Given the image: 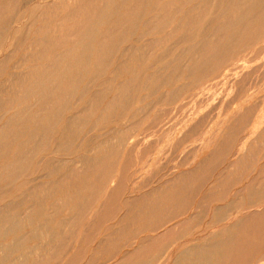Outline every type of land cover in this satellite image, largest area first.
Wrapping results in <instances>:
<instances>
[{
  "label": "rangeland",
  "instance_id": "rangeland-1",
  "mask_svg": "<svg viewBox=\"0 0 264 264\" xmlns=\"http://www.w3.org/2000/svg\"><path fill=\"white\" fill-rule=\"evenodd\" d=\"M104 1L0 0V21L2 20L0 22V58L3 59H0V62H3L1 64L3 66L0 68V82L3 81L2 84L0 83V87L2 86L0 88L2 103L0 126L3 120L15 111L20 113L23 109H28L29 112L34 113L38 110L36 92L27 96L20 93H22V88L35 86L39 81L42 82L43 87L48 88L49 86L54 91L50 99V104H53L52 111H57L56 108L61 107L59 117H54L50 114L51 110H46L36 114L37 117L39 116L36 117V122L31 119L27 120L20 127V129H24L21 135L15 140L3 143L0 148V207L7 204L6 202L14 203L16 201L15 207L13 206L10 213L15 215L17 223L16 228L9 231L8 224L5 221L0 222L5 226L3 227L5 234L0 237V249L2 252L4 251L3 253L0 251L3 254V256L0 254V264H185L186 260L181 258L183 255L181 252L190 245L199 244V242L207 251L186 256L209 255L212 257L211 264H221L223 260L225 264H264V1L256 5L253 17L246 16L243 19L239 16V10L248 3L238 4L235 0L233 5L228 4L230 8L228 14L220 21L232 18L231 20L235 23L230 29L225 28L221 33L218 32L220 37L218 36L217 43H214L216 35L211 34L210 31H204V25L208 21L216 22L212 21L209 10L202 9L204 0H151L149 4L129 1L124 7H120L118 15H113L108 23L92 25L91 29L96 33L95 43L89 45L78 43L75 31L77 29L86 30L87 18L91 17L95 9L102 8L105 4ZM47 2L48 5H46ZM50 2L55 3L52 8H50ZM47 6L49 8H45ZM191 7L192 9H190ZM49 11H52V14ZM42 14L43 18L46 17L45 19L41 18ZM157 14L159 15L157 16ZM136 18H140L139 21ZM149 21H153V25ZM2 24L8 30L5 28L3 30ZM24 27L26 28L24 29ZM189 27L194 28L190 30ZM10 28L11 33L9 32ZM107 29L111 33L110 35L104 34ZM193 30L195 31L193 32ZM107 36L112 37V44H108L110 38ZM36 37L39 39L37 40ZM30 38L32 39L30 40ZM162 38L164 39L161 42ZM201 38L205 39L200 40ZM34 39L36 40L33 44ZM157 39L159 41H156ZM100 41L103 43L97 44ZM195 43H198L200 47ZM29 44L31 49H29ZM174 46L176 47L174 48ZM14 48L15 52L10 51ZM123 49H127L126 52ZM133 52L135 53L132 54ZM142 52L143 54H141ZM207 54L210 57H207ZM63 57L65 58L63 59ZM206 57L209 59L208 62L205 60ZM240 57L249 60L246 63L243 62L246 66H243L242 62H240L241 64L235 63L236 59ZM192 59L196 62L195 64L192 63ZM12 60L15 61L12 62ZM17 61L19 62L17 63ZM203 62L205 63L203 64ZM43 64L44 66H42ZM29 66H33V68L30 69ZM173 66L174 68H172ZM206 67H208L207 70ZM193 69L196 72H193ZM224 69H230L229 75L226 78L214 79ZM19 71H23L21 87L11 82V75H21ZM56 71L58 72L56 73ZM89 72L91 73L89 74ZM185 75H187L186 78ZM3 78L6 81L9 79L7 81L9 83ZM146 81L147 83H145ZM211 83L215 84L210 90L214 94L211 96L214 100L206 99L208 94H205L202 101L191 97L199 87ZM121 84L125 86H121ZM57 91L59 93L62 91L60 96L55 94ZM160 95L162 96L160 97ZM22 97L26 98L23 100ZM190 97L192 99L188 101ZM90 98L91 100H89ZM238 105L244 107L252 105L255 106V110L248 115L249 117L237 119L239 114L235 108ZM69 107L71 108L69 109ZM6 111L8 112L6 113ZM74 114L76 115V124L67 127L68 118ZM202 119L204 121L198 124ZM233 120L235 124L232 125ZM229 126L233 127L232 130ZM63 127L67 128L64 132L62 131ZM33 128H35L32 135L34 137H29L27 132ZM129 138H137L138 143H128ZM222 138L224 141H221ZM117 140H123V143L119 149L113 150L112 145L117 143ZM20 141L22 142L20 143ZM97 143L100 145L98 146ZM76 157H79L78 161ZM40 160L42 163H39ZM9 164H11L10 167H14L13 170H8ZM39 166L42 168L39 169ZM53 166L56 167V170L51 171ZM64 166L70 170L63 168ZM72 171H76L77 174L82 173L83 182L79 181L78 176ZM184 171L190 173V176L185 178L187 181H182L178 186L176 196L172 199L166 197L161 199L159 190L166 188L167 180ZM63 176L65 178H62ZM111 180H113L114 186H110ZM7 183L9 186L6 185ZM85 183L92 185L91 191L84 187ZM31 187L34 189L32 195L25 194L26 190ZM248 191H251L252 194ZM165 192L168 190L166 189ZM140 207L141 209H139ZM153 207L155 208L153 209ZM186 207L193 209L192 217L188 222L180 221L182 220L180 213ZM254 211L257 214H253ZM156 221H159L160 224ZM149 230L151 231L149 232ZM16 238L19 240L15 241ZM33 241L35 244L30 245L34 243ZM127 242L128 244H126ZM4 244L8 245L4 246ZM174 245L176 246L174 247ZM30 246L33 247L30 248ZM221 255L223 256L221 257ZM172 259L174 260L172 261Z\"/></svg>",
  "mask_w": 264,
  "mask_h": 264
},
{
  "label": "bare ground",
  "instance_id": "bare-ground-1",
  "mask_svg": "<svg viewBox=\"0 0 264 264\" xmlns=\"http://www.w3.org/2000/svg\"><path fill=\"white\" fill-rule=\"evenodd\" d=\"M61 1V0H60ZM65 1V0H64ZM78 1H80V0H78ZM83 1V0H82ZM129 1H131V2H140V4H142V3H146V4H149L150 3V1L151 0H105L104 2H105V4H104V6L102 7V8H97V9H95L93 12H92V14H91V17H88L87 18V21H86V23H85V26H86V30H82V29H77L76 31H75V33H76V35H77V42L78 43H80V44H85V45H89V44H92V43H95V32H93L92 31V29H91V27H92V25H94L95 23H108L110 20H111V18L113 17V15H118L117 13H119V9H120V7L122 6V7H124ZM155 1V0H154ZM172 1V0H171ZM203 1V0H202ZM223 0H204V5H203V7H202V9H204V11L205 10H209V13H210V15H211V18H212V21H216L215 23H211L210 21H208L205 25H204V31L206 32V31H210V33L212 34H214V35H216V38H215V41H214V43H217V41H218V39H219V35H218V32H222L223 31V29H230L231 27H233V24L235 23V21H234V23H233V21L231 20V19H227V21H220V19L222 18V17H224L226 14H228V9H230L229 8V5L228 4H231V5H233L234 4V2H235V0H224L223 2H222ZM264 0H237V2H238V4H240V3H243V2H247L248 4H246L245 6H244V8H241L239 11H240V14H239V16L241 17V19H243L244 17H246V16H251V17H253V13H254V9H255V7H257L256 5L258 4V3H262ZM20 2V1H19ZM32 2V1H31ZM56 2V1H55ZM58 2V1H57ZM71 2V1H70ZM69 2V3H70ZM26 3V2H25ZM27 3H28V1H27ZM61 3V2H60ZM168 3H169V1H168ZM40 4H41V2H40ZM42 4H44V3H42ZM46 4V3H45ZM49 4H51V7L50 8H52L53 7V4H55V3H53L52 4V2H50ZM57 4V3H56ZM63 4V3H62ZM61 4V5H62ZM65 4V3H64ZM74 4V3H73ZM82 4V3H81ZM167 4V3H166ZM196 4V3H195ZM39 5V4H38ZM46 5H48V2H47V4ZM165 5V4H164ZM198 5V4H197ZM8 6H10V5H8ZM40 6H42V5H40ZM43 6H45V5H43ZM59 6V5H58ZM150 6V5H149ZM194 6V5H193ZM16 7H18V6H16ZM21 7V6H20ZM56 7V6H55ZM60 7V6H59ZM157 7V6H156ZM197 7V6H196ZM45 8H49V6H47V7H45ZM61 8V7H60ZM59 8V9H60ZM152 8V7H151ZM154 8V7H153ZM158 8V7H157ZM172 8V7H171ZM17 9V8H16ZM41 9V8H40ZM129 9V8H128ZM127 9V10H128ZM162 9V8H161ZM190 9H192V7L190 8ZM48 10V9H47ZM57 10H58V8H57ZM56 10V11H57ZM69 10V9H68ZM67 10V11H68ZM130 10V9H129ZM128 10V11H129ZM158 10H160V9H158ZM166 10V9H165ZM173 10V9H172ZM195 10H197V9H195ZM198 10H199V8H198ZM10 11V10H9ZM17 11V10H16ZM24 11V10H23ZM44 11V10H43ZM42 11V12H43ZM52 11H53V9H52ZM52 11H49L50 13L52 12ZM151 11V10H150ZM149 11V12H150ZM162 11V10H161ZM160 11V12H161ZM176 11V10H175ZM190 11V10H189ZM203 11V12H204ZM25 12V11H24ZM31 12V11H30ZM29 12V13H30ZM41 12V11H40ZM64 12V11H63ZM140 12V11H139ZM146 12V11H145ZM193 12V11H192ZM263 12V11H262ZM28 13V14H29ZM148 13V12H147ZM151 13H152V11H151ZM150 13V14H151ZM264 13V12H263ZM262 13V14H263ZM27 14V13H26ZM52 14V13H51ZM54 14V13H53ZM149 14V15H150ZM161 14V13H160ZM196 14V13H195ZM40 15V14H39ZM47 15V13L45 14V16ZM65 15H66V13H65ZM78 15V14H77ZM145 15V14H144ZM156 15V14H155ZM155 15H154V17H155ZM159 14H157V16H158ZM184 15V14H183ZM193 15V14H192ZM15 16H17L16 14H15ZM42 17L41 18H43V14L41 15ZM50 16V15H49ZM146 16V15H145ZM259 16H261V15H259ZM4 17V16H3ZM140 17V16H139ZM16 18V17H15ZM15 18H13V19H15ZM46 18V17H45ZM45 18H43V19H45ZM143 18V17H142ZM141 18V19H142ZM148 18V17H147ZM151 18V17H150ZM188 18V17H187ZM2 19V18H1ZM12 19V18H11ZM54 19V18H53ZM118 19H121V17H118ZM135 19V18H134ZM137 19V18H136ZM140 19V18H139ZM139 19H137L138 21H139ZM181 19H182V17H181ZM195 19V18H194ZM40 20V19H39ZM47 20H48V17H47ZM51 20V19H50ZM234 20V19H233ZM2 21V20H1ZM0 21V22H1ZM9 21H10V19H9ZM35 21V20H34ZM43 21V20H42ZM51 21H53V20H51ZM57 21V20H56ZM60 21V20H59ZM66 21V20H65ZM70 21V20H69ZM78 21V20H77ZM83 21V20H82ZM85 21V20H84ZM143 21V20H142ZM160 21H161V19H160ZM183 21V20H182ZM6 22V21H5ZM14 22V21H13ZM25 22V21H24ZM38 22V21H37ZM46 22V21H45ZM49 22V21H48ZM58 22V21H57ZM56 22V23H57ZM76 22V21H75ZM133 22V21H132ZM149 22H151V24H152V22L153 21H149ZM163 22V21H162ZM180 22H181V20H180ZM186 22H189V21H187L186 20ZM191 22V21H190ZM3 23H4V20H3ZM7 23H8V21H7ZM6 23V24H7ZM71 24H72V22H70ZM144 23H146V22H144ZM196 23V22H195ZM10 24V23H9ZM13 24V23H12ZM48 24V23H47ZM73 24H74V22H73ZM98 24V25H99ZM156 24V23H155ZM177 24H179V23H177ZM186 24V23H185ZM237 24V23H236ZM33 25V24H32ZM31 25V26H32ZM68 25V24H67ZM102 25V24H101ZM100 25V26H101ZM153 25V24H152ZM182 25V24H181ZM196 25V24H195ZM4 25L2 24V28H3V30H4V28L5 27H3ZM21 26V25H20ZM23 26H25V25H23ZM30 26V27H31ZM61 26V25H60ZM69 26V25H68ZM67 26V27H68ZM94 26H96V25H94ZM141 26V25H140ZM145 26H146V24H145ZM183 26V25H182ZM192 26V25H191ZM194 26V25H193ZM1 27V26H0ZM11 27V26H10ZM14 27V26H13ZM27 27V26H26ZM26 27H24V29L26 28ZM42 27V26H41ZM44 27V26H43ZM47 27V26H46ZM102 27V26H101ZM106 27V26H105ZM126 27V26H125ZM142 27V26H141ZM166 27V26H165ZM178 27V26H177ZM17 28H19L18 26H17ZM32 28H34V27H32ZM39 28H40V26H39ZM48 28V27H47ZM63 28V27H62ZM104 28V27H103ZM148 28V27H147ZM157 28V27H156ZM174 28V27H173ZM176 28V27H175ZM184 28V27H183ZM187 28V27H186ZM190 28V27H189ZM194 28V27H193ZM193 28H190V30L191 29H193ZM16 29V28H15ZM29 29V28H28ZM44 29H45V27H44ZM43 29V30H44ZM64 29V28H63ZM94 29V28H93ZM131 29V28H130ZM154 29V28H153ZM162 29V28H161ZM172 29V28H171ZM188 29V28H187ZM5 30H8V29H6L5 28ZM20 30H21V28H20ZM33 30V29H32ZM31 30V31H32ZM43 30H42V32H43ZM49 30H51V29H49ZM97 30V29H96ZM100 30V29H99ZM103 30V29H102ZM23 31V30H22ZM25 31V30H24ZM69 31V30H68ZM98 31V30H97ZM109 30L107 29L105 32H104V34L105 35H110L111 33L110 32H108ZM160 31V30H159ZM174 31V30H173ZM172 31V32H173ZM180 31V30H179ZM195 30H193V32H194ZM10 33H11V28H10V31H9ZM36 32H37V30H36ZM100 32H102V31H100ZM125 32V31H124ZM171 32V33H172ZM192 32V33H193ZM237 32V31H236ZM6 33V32H5ZM22 33V32H21ZM35 33V31L33 32V34ZM38 33V32H37ZM157 33V32H156ZM185 33V32H184ZM183 33V34H184ZM219 33V34H220ZM28 34H29V32H28ZM27 34V35H28ZM72 34V33H71ZM143 35L145 34V33H142ZM147 34V33H146ZM186 34V33H185ZM1 35H2V32H1ZM10 36H11V34H9ZM26 35V34H25ZM30 35V34H29ZM43 35H45V34H43ZM43 35H41L42 36V38H43ZM53 35V34H52ZM168 35H169V33H168ZM194 35V34H193ZM208 35H210V34H208ZM207 35V36H208ZM3 36V35H2ZM9 36V37H10ZM20 36V35H19ZM35 36V35H34ZM46 36V35H45ZM44 36V37H45ZM63 36V35H62ZM165 36V35H164ZM170 36V35H169ZM204 36V35H203ZM219 36V37H218ZM29 37V36H28ZM28 37H27V39H28ZM32 37V36H31ZM37 37H38V35H37ZM36 37V38H37ZM107 37H109L110 39H109V42H108V44H112V42H113V40H112V37L111 36H107ZM142 37V36H141ZM144 37V36H143ZM142 37V38H143ZM171 37V36H170ZM25 38V37H24ZM33 38V37H32ZM32 38H30V40L32 39ZM35 38V37H34ZM41 38V39H42ZM47 38V37H46ZM106 38V37H105ZM165 38V37H164ZM164 38H162L160 41L162 42V40L164 39ZM179 38V37H178ZM241 38V37H240ZM8 39V38H7ZM27 39H24V40H27ZM39 38H37V40H38ZM56 39V38H55ZM138 40L140 39V38H137ZM136 39V40H137ZM177 39V38H176ZM197 39V38H196ZM202 39H205V38H201L200 40H202ZM209 39V38H208ZM250 39V38H249ZM15 40V39H14ZM29 40V39H28ZM27 40V41H28ZM36 39H34L32 42H33V44L35 43L34 41H35ZM43 40V39H42ZM46 40V39H45ZM49 40V39H48ZM137 40V41H138ZM143 40V39H142ZM141 40V41H142ZM214 40V39H213ZM1 41V40H0ZM8 41V40H7ZM41 41V40H40ZM52 41V40H51ZM55 41V40H54ZM61 41V40H60ZM148 41H150V40H148ZM154 41V40H153ZM156 41H159L158 39L156 40ZM206 41V40H205ZM221 41H222V39H221ZM241 41V40H240ZM22 42H23V40H22ZM21 42V43H22ZM31 42V43H32ZM37 42V41H36ZM41 42H43V41H41ZM76 42V43H77ZM139 42V41H138ZM160 42V43H161ZM196 42V41H195ZM208 42V41H207ZM226 42V41H225ZM6 43V42H5ZM16 43V42H15ZM38 43H39V41H38ZM59 43V42H58ZM61 43H62V41H61ZM73 43V42H72ZM103 43V41H100L99 43H97V44H102ZM106 43V42H105ZM140 43V42H139ZM151 43V42H150ZM149 43V44H150ZM173 43V42H172ZM200 43V42H199ZM22 44H26V43H22ZM33 44H31V45H33ZM152 44V43H151ZM179 44H180V42H179ZM197 46H199L200 47V45H198V43H195ZM194 44V45H195ZM204 44V43H203ZM18 45L20 46L21 44L20 43H18ZM37 45V44H36ZM42 45V44H41ZM40 45V46H41ZM143 45V44H142ZM142 45H141V48H142ZM144 45H146V43H144ZM155 45V44H154ZM158 45V44H157ZM160 45H162V44H160ZM4 46V45H3ZM14 46V45H13ZM24 46V45H23ZM39 46V45H38ZM39 46V47H40ZM58 46V45H57ZM69 46V45H68ZM76 46V45H75ZM134 46V45H133ZM136 46V45H135ZM134 46V47H135ZM149 46V45H148ZM190 46V45H189ZM205 46V45H204ZM210 46V45H209ZM237 46V45H236ZM21 47H22V45H21ZM46 47V46H45ZM73 47H74V45H73ZM77 47H78V45H77ZM81 47V46H80ZM104 47H106V46H104ZM176 46H174V48H175ZM183 47V46H182ZM192 47H194V46H192ZM191 47V48H192ZM202 47V46H201ZM38 48V47H37ZM42 48V47H41ZM44 48V47H43ZM56 48V47H55ZM67 48H69V47H67ZM92 48V47H91ZM129 48V47H128ZM141 48H139L140 50H141ZM172 48V47H171ZM185 48H187L186 46H185ZM204 48V47H203ZM219 48H221V47H219ZM7 49V48H6ZM5 49V50H6ZM17 49H19V48H17ZM22 49V48H21ZM21 49H19V50H21ZM25 49V48H24ZM27 49V48H26ZM29 49H31L30 48V44H29ZM36 49V48H35ZM51 49V48H50ZM53 49V48H52ZM86 49V48H85ZM193 49V48H192ZM196 49V48H195ZM198 49V48H197ZM15 50V48L13 49V50H10V51H14ZM44 50V49H43ZM46 50V49H45ZM60 50V49H59ZM65 50V49H64ZM72 50H75V49H72ZM72 50H70L71 52H72ZM77 50H79V49H77ZM125 50H127V49H125ZM124 49H123V51H125ZM131 50V49H130ZM135 51L137 50L136 48L134 49ZM183 50V49H182ZM186 50H188V49H186ZM200 50V49H199ZM224 50V49H223ZM223 50H222V52H223ZM50 51V50H49ZM53 51V50H52ZM69 51V50H68ZM76 51V50H75ZM92 51H93V49H92ZM98 51V50H97ZM112 51V50H111ZM144 51H146V50H144ZM184 51H185V49H184ZM194 51V50H193ZM214 51V50H213ZM15 52V51H14ZM36 52V51H35ZM43 52V51H42ZM47 52V51H46ZM117 52V51H116ZM126 52V51H125ZM138 52V51H137ZM196 52V51H195ZM231 52V51H230ZM9 53V52H8ZM26 53H29V52H26ZM25 53V54H26ZM45 53V52H44ZM59 54H60V52H58ZM80 53V52H79ZM99 53H100V51H99ZM131 53V52H130ZM135 52H133L132 54H134ZM172 53V52H171ZM188 53V52H187ZM217 53H218V51H217ZM10 54V53H9ZM16 54V53H15ZM21 54V53H20ZM53 54H54V52H53ZM78 54V53H77ZM110 54H112V53H110ZM115 54V53H114ZM122 54V53H121ZM141 54H143V52L141 53ZM165 54V53H164ZM180 54V53H179ZM182 54V53H181ZM193 54V53H192ZM202 54H204V53H202ZM12 55V54H11ZM22 55V54H21ZM27 55V54H26ZM41 55H43L42 53H41ZM48 55V54H47ZM46 55V56H47ZM50 55H52V54H50ZM57 55V54H56ZM55 55V56H56ZM61 55V54H60ZM89 55H91V54H89ZM129 55V54H128ZM127 55V56H128ZM165 55H167V54H165ZM189 55V54H188ZM212 55H214V53H212ZM6 56H8V55H6ZM10 56V55H9ZM8 56V57H9ZM19 56V55H18ZM28 56V55H27ZM30 56V55H29ZM43 56H45V55H43ZM55 56H54V58H55ZM63 56V55H62ZM70 56V55H69ZM93 56H94V54H93ZM120 56V55H119ZM118 56V57H119ZM132 56V55H131ZM135 56H137V55H135ZM140 56V55H139ZM162 56V55H161ZM172 56V55H171ZM184 56H186V55H184ZM193 56V55H192ZM196 56H197V54H196ZM199 56V55H198ZM220 56V55H219ZM222 56V55H221ZM5 57V56H4ZM11 57V56H10ZM51 57V56H50ZM60 57V56H59ZM79 57V56H78ZM100 57V56H99ZM160 57V56H159ZM159 57H157V58H159ZM188 57H190V56H188ZM207 57H210V55H208L207 54ZM206 57V58H207ZM21 58V57H20ZM23 58V57H22ZM65 57H63V59H64ZM92 58V57H91ZM90 58V59H91ZM137 58V57H136ZM143 58H145V57H143ZM194 58V57H193ZM198 58V57H197ZM1 59V58H0ZM12 59V58H11ZM51 59V58H50ZM52 59H53V57H52ZM93 59V58H92ZM129 59V58H128ZM169 59V58H168ZM188 59V58H187ZM204 59V58H203ZM211 59V58H210ZM216 59V58H215ZM220 59V58H219ZM1 60H3V59H1ZM6 60V59H5ZM17 60H19V59H17ZM22 60H24V59H22ZM32 60V59H31ZM43 60V59H42ZM53 60H55V59H53ZM73 60V59H72ZM89 60V59H88ZM172 60V59H171ZM189 60V59H188ZM193 60V59H192ZM197 60V59H196ZM206 61L207 60H209L208 58L207 59H205ZM7 61H9V60H7ZM13 61H15V60H12V62ZM20 61V60H19ZM19 61H17V63L19 62ZM29 61V60H28ZM44 61V60H43ZM49 61V60H48ZM91 61V60H90ZM90 61H88L89 62V64H90ZM126 61V60H125ZM130 61V60H129ZM183 61H184V59H183ZM190 61H191V59H190ZM204 61V60H203ZM214 61V60H213ZM249 60L247 59V58H245V57H240V58H237L236 59V62L235 63H240V62H244V63H246V62H248ZM51 62H53V61H51ZM72 62V61H71ZM81 62V61H80ZM83 62H84V60H83ZM93 62V61H92ZM166 62V61H165ZM169 62V61H168ZM172 62H174V61H172ZM186 62V61H185ZM202 62V61H201ZM208 62V61H207ZM219 62H223V61H219ZM3 62L1 61L0 62V68H1V66H3V65H1ZM8 63V62H7ZM16 63V64H17ZM29 63V62H28ZM32 63V62H31ZM35 63V62H34ZM37 63V62H36ZM79 63V62H78ZM106 63V62H105ZM119 63L121 64V61H119ZM118 63V64H119ZM124 63V62H123ZM128 63V62H127ZM190 63V62H189ZM192 63L193 64H195L196 62L193 60L192 61ZM205 62H203V64H204ZM213 63V62H212ZM216 63V62H215ZM244 63H243V66H246V65H244ZM14 64V63H13ZM26 64V63H25ZM39 64V63H38ZM47 64V63H46ZM53 64V63H52ZM67 64V63H66ZM85 64V63H84ZM179 64H181V63H179ZM186 64V63H185ZM200 64V63H199ZM220 64V63H219ZM241 64V63H240ZM15 65V64H14ZM29 65V64H28ZM31 65V64H30ZM40 65V64H39ZM75 65V64H74ZM86 65V64H85ZM91 65V64H90ZM123 65V64H122ZM157 65V64H156ZM182 65V64H181ZM187 65V64H186ZM192 65V64H191ZM198 65V64H197ZM211 65V64H210ZM234 65V64H233ZM6 66V65H5ZM4 66V67H5ZM10 66V65H9ZM13 66V65H12ZM11 66V67H12ZM42 66H44V64L42 65ZM47 66V65H46ZM67 66V65H66ZM79 66V65H78ZM77 66V67H78ZM128 66V65H127ZM126 66V67H127ZM167 66V65H166ZM176 66V65H175ZM189 66V65H188ZM193 66H196V65H193ZM206 66H207V63H206ZM214 66V65H213ZM19 67V66H18ZM30 67V69L31 68H33V66L31 67V66H29ZM36 67V66H35ZM63 67V66H62ZM72 67V66H71ZM92 67V66H91ZM103 67V66H102ZM101 67V68H102ZM155 67H157V66H155ZM169 67V66H168ZM167 67V68H168ZM183 67V66H182ZM190 67V66H189ZM6 68H8V67H6ZM26 68V67H25ZM24 68V69H25ZM28 68V67H27ZM26 68V69H27ZM60 68V67H59ZM64 68V67H63ZM62 68V69H63ZM70 68V67H69ZM87 68V67H86ZM96 68V67H95ZM98 68V67H97ZM124 68V67H123ZM172 68H174V66L172 67ZM186 68H187V66H186ZM197 67H195V69H196ZM199 68H201V67H199ZM198 68V69H199ZM207 68L208 67H206L205 69L207 70ZM13 69V68H12ZM18 69V68H17ZM25 69V70H26ZM35 69V68H34ZM33 69V70H34ZM61 69V70H62ZM79 69V68H78ZM82 69V68H81ZM83 69H85V68H83ZM82 69V70H83ZM90 69H92V68H90ZM90 69H87V70H90ZM159 69H161V68H159ZM204 69V68H203ZM2 70V69H1ZM7 71H8V69H6ZM71 70V69H70ZM76 70V69H75ZM87 70H86V72H87ZM98 70H99V68H98ZM163 70V69H162ZM174 70V69H173ZM179 70V69H178ZM197 70V69H196ZM3 71V70H2ZM13 71V70H12ZM30 71V70H29ZM97 71V70H96ZM100 71V70H99ZM103 71V70H102ZM166 71V70H165ZM193 72H196V71H194V69L192 70ZM200 71V70H199ZM209 71V70H208ZM6 72V71H5ZM9 72V71H8ZM11 72V71H10ZM13 72H15V71H13ZM19 72H21V75H17V74H15V73H13V74H15V75H11L10 73H8V74H10L11 75V82H13V84H15V85H17V86H20L21 87V84L23 85V81H21V76H22V72L23 71H19ZM26 72V71H25ZM58 71H56V73H57ZM61 72V71H60ZM59 72V73H60ZM69 72V71H68ZM71 72V71H70ZM95 72V71H94ZM174 72V71H173ZM183 72H185V71H183ZM229 72H230V69H224V70H222L214 79H216V78H218V77H222V78H226L228 75H229ZM2 73V72H1ZM53 73V72H52ZM67 73V72H66ZM91 72H89V74H90ZM165 73V72H164ZM169 73V72H168ZM167 73V74H168ZM5 74V73H4ZM7 74V73H6ZM42 74V73H41ZM54 74V73H53ZM76 74V73H75ZM88 74V75H89ZM114 74V73H113ZM133 74V73H132ZM163 74V73H162ZM162 74H160V75H162ZM182 74V73H181ZM185 74V73H184ZM193 74H195V73H193ZM38 75V74H37ZM96 75V74H95ZM72 76V75H71ZM83 76V75H82ZM101 76V75H100ZM134 76V75H133ZM148 76H150V75H148ZM157 76H159V75H157ZM166 76V75H165ZM184 76V75H183ZM186 76L187 75H185V78H186ZM190 76H193V75H190ZM4 77V76H3ZM9 77V76H8ZM68 77H70V76H68ZM116 77V76H115ZM114 77V78H115ZM152 77V76H151ZM160 77V76H159ZM158 77V78H159ZM162 77V76H161ZM160 77V78H161ZM169 78H170V75L168 76ZM189 77V76H188ZM195 77V76H194ZM7 78V77H6ZM66 78V77H65ZM89 78V77H88ZM169 78H168V80H169ZM175 78V77H174ZM179 78V77H178ZM4 79V78H3ZM58 79V78H57ZM132 79V78H131ZM149 79H150V77H149ZM237 79V78H236ZM9 80V79H8ZM7 80V81H8ZM26 80V79H25ZM48 80V79H47ZM81 80V79H80ZM86 80V79H85ZM108 80H109V78H108ZM113 80V79H112ZM147 80V79H146ZM151 80V79H150ZM154 80V79H153ZM194 80V79H193ZM4 81H6L5 79H4ZM6 81V82H7ZM44 81L46 82V80L44 79ZM51 81H52V79H51ZM68 81V80H67ZM135 81V80H134ZM158 81V80H157ZM163 81V80H162ZM196 81H197V79H196ZM26 82H27V80H26ZM25 82V83H26ZM85 82H87V81H85ZM89 82V81H88ZM161 82V81H160ZM222 82H223V80H222ZM1 84L3 83V81L2 82H0ZM7 83H9V82H7ZM35 83V82H34ZM47 83H49V82H47ZM53 83V82H52ZM64 83V82H63ZM145 83H147V81L145 82ZM0 84V85H1ZM83 84V83H82ZM125 84V83H124ZM127 84V83H126ZM158 84H160V83H158ZM219 84V83H218ZM5 85V84H4ZM3 85V86H4ZM11 85V84H10ZM51 85V84H50ZM119 85V84H118ZM157 85V84H156ZM215 84L214 83H211V84H209V85H204V86H202V87H199L198 88V90L191 96L192 98H198V99H200L201 101L202 100H204V96H205V94H208V96L206 97V99H209V101L210 100H214V98L213 97H211V96H213L214 94H212V92H210V90L211 89H213V86H214ZM14 86V85H13ZM45 86V85H44ZM83 86V85H82ZM121 86H125V85H122L121 84ZM155 86V85H154ZM162 86V85H161ZM2 87V86H1ZM0 87V88H1ZM23 87V86H22ZM84 87V86H83ZM120 87V86H119ZM7 88V87H6ZM13 88H15V87H13ZM19 88V87H18ZM59 88H61V87H59ZM125 88V87H124ZM123 88V89H124ZM224 88V87H223ZM232 87H230V89H231ZM9 89H11L10 88V86H9ZM64 89V88H63ZM78 89V88H77ZM81 89V88H80ZM83 89V88H82ZM81 89V90H82ZM92 89V88H91ZM117 89V88H116ZM126 89V88H125ZM128 89V88H127ZM177 89V88H176ZM2 90V89H1ZM4 90V92H5V89H3ZM20 90H21V88H20ZM129 90V89H128ZM184 90V89H183ZM229 90V89H228ZM232 90V89H231ZM250 90V89H249ZM16 91H17V89H16ZM60 91V90H59ZM59 91H57L55 94L58 96V94H59V96H60V94H61V92L59 93ZM71 91H73V90H71ZM120 91V90H119ZM171 91V90H170ZM178 91H180V90H178ZM177 91V92H178ZM19 92V91H18ZM17 92V93H18ZM32 92H36V95L38 96V110L36 111V112H34V113H31V112H29V110L28 109H23V108H21V109H23L20 113L18 112V113H16V111H15V113H13L12 115H10L7 119H5V120H3V122H2V125L0 126L1 127V130H0V148H1V146H2V144L3 143H8L9 141H12V140H15V138L16 137H19L20 135H21V133H22V131L24 130V129H20V127H22V125H24L25 124V122L27 121V120H29V119H31L32 121H37L36 119L39 117H37L36 116V114H38V113H41L42 111H46V110H51L50 111V114L51 115H53L54 117H59L60 115H61V107L60 108H56V110L57 111H52L53 110V104H50V99H51V96L54 94V91H53V89H50L49 88V86H48V88H46V86L45 87H43V84H42V82H38L37 83V85H35V86H28L27 88H22V93H20V94H22L23 96H27L28 94H31ZM68 92V91H67ZM124 92H125V90H124ZM174 92V91H173ZM230 92V91H229ZM2 93V92H1ZM10 93H11V91H10ZM81 93H83L82 91H81ZM91 93V92H90ZM95 93V92H94ZM122 93V92H121ZM168 93V92H167ZM175 93V92H174ZM174 93H173V95H174ZM5 94L7 95V93L5 92ZM4 94V95H5ZM92 94H93V92H92ZM124 94V93H123ZM125 94H126V92H125ZM129 94V93H128ZM177 94H179V92L177 93ZM1 95V94H0ZM77 95V94H76ZM75 95V96H76ZM82 95V94H81ZM86 95H88V94H86ZM86 95H85V97H86ZM116 95V94H115ZM120 95V94H119ZM127 95V94H126ZM21 96V95H20ZM19 96V97H20ZM62 96V95H61ZM64 96H66L65 94H64ZM74 96V95H73ZM74 96V97H75ZM89 96V95H88ZM162 95H160V97H161ZM2 97V96H1ZM11 97V96H10ZM30 97V96H29ZM67 97H68V95H67ZM71 97V96H70ZM79 97H81L80 95H79ZM79 97H78V99H79ZM82 97H84V96H82ZM84 97V98H85ZM93 97H95V96H93ZM189 98L188 99V101H190L192 98ZM12 98V97H11ZM18 98V97H17ZM23 98V97H22ZM26 97H24L23 98V100L25 99ZM59 98V97H58ZM92 98V97H91ZM91 98L89 99V100H91ZM99 98V97H98ZM118 98V97H117ZM178 98V97H177ZM3 99V98H2ZM7 100H8V98H6ZM28 99V98H27ZM86 99V98H85ZM122 99V98H121ZM120 99V100H121ZM158 99V98H157ZM166 99V98H165ZM185 99H187V98H185ZM184 99V100H185ZM205 99V100H206ZM18 100V99H17ZM20 100H21V98H20ZM56 100V99H55ZM199 100V101H200ZM5 101V100H4ZM27 101V100H26ZM34 101V100H33ZM58 101H59V99H58ZM62 101V100H61ZM96 101H98V100H96ZM114 101H115V99H114ZM6 102V101H5ZM54 102V101H53ZM76 102V101H75ZM110 102V101H109ZM167 102V101H166ZM15 103V102H14ZM13 103V104H14ZM59 103V102H58ZM69 103V102H68ZM67 103V104H68ZM72 103V102H71ZM83 103V102H82ZM115 103V102H114ZM171 103V102H170ZM185 103H187V102H185ZM12 104V105H13ZM20 104V103H19ZM76 104V103H75ZM111 104V103H110ZM165 104V103H164ZM181 104V103H180ZM222 104V103H221ZM220 104V105H221ZM0 107H2V103H1V100H0ZM21 105V104H20ZM29 105V104H28ZM70 105H74V104H70ZM87 105H89L88 103H87ZM107 105V104H106ZM152 105V104H151ZM183 105V104H182ZM241 105V104H240ZM240 105H238L236 108H235V110H236V112H237V114H239V117H237V119L238 118H240V119H244L245 117H247L251 112H253L254 110H255V106H252V105H249V106H247V107H244V106H240ZM15 106H17V105H15ZM62 106V105H61ZM75 106V105H74ZM86 107H89V106H86ZM91 107V106H90ZM144 107V106H143ZM5 108V107H4ZM13 108V107H12ZM18 108H19V106H18ZM63 108H64V106H63ZM67 108V107H66ZM65 108V109H66ZM71 107H69V109H70ZM84 108V107H83ZM149 108V107H148ZM174 108V107H173ZM11 109V108H10ZM10 109H7V110H10ZM20 109V108H19ZM77 109V108H76ZM108 109H109V107H108ZM262 109V108H261ZM0 110H1V108H0ZM11 110H13V109H11ZM31 110V109H30ZM78 110H80V109H78ZM88 110V109H87ZM87 110H84V111H87ZM91 110V109H90ZM192 110V109H191ZM3 111V110H2ZM63 111V110H62ZM8 111H6V113H7ZM163 112V111H162ZM4 113H5V110H4ZM73 113V112H72ZM184 113V112H183ZM256 113H257V111H256ZM10 114V113H9ZM84 114H85V112H84ZM77 115H78V113H77ZM82 115V114H81ZM80 115V116H81ZM258 116H259V114H257ZM261 115V114H260ZM8 116V115H7ZM44 116V115H43ZM43 116H42V118H43ZM64 116V115H63ZM79 116V117H80ZM235 116H237V115H235ZM37 117V118H36ZM184 117V116H183ZM249 117V116H248ZM254 117V116H253ZM253 117H252V119H253ZM261 117H263L262 115H261ZM3 118H4V115H3ZM78 118V117H77ZM234 118V117H233ZM258 118V117H257ZM256 118V119H257ZM54 119V118H53ZM59 119V118H58ZM65 119V118H64ZM168 119H170V118H168ZM57 120V119H56ZM75 120H76V115L74 114L73 116H70V118H68V120H67V122H66V124H67V127H70V126H72L74 123H75ZM83 120V119H82ZM235 120V119H234ZM233 120V123H232V125L233 124H235V121ZM250 120V119H249ZM61 121V120H60ZM63 121V120H62ZM66 121V120H65ZM65 121H63V122H65ZM78 121V120H77ZM204 121V119H202L201 121H199L198 122V124H201L202 122ZM244 121V120H243ZM246 122H247V120H245ZM48 122V121H47ZM53 122V121H52ZM62 122V123H63ZM225 122V121H224ZM250 122H251V120H250ZM255 124H256V122H254ZM65 124V125H66ZM76 124V123H75ZM79 124V123H78ZM223 124V123H222ZM239 125H240V123H238ZM247 124V123H246ZM249 124V123H248ZM31 125H33V124H31ZM53 125V124H52ZM61 125V124H60ZM232 125H230V126H232ZM217 126H219L218 124H217ZM229 126V127H230ZM77 127V126H76ZM216 127V126H215ZM237 127V126H236ZM242 127H244L243 125H242ZM23 128H25V127H23ZM231 128V130H232V128L233 127H230ZM241 128V127H240ZM34 129L35 128H33V129H30V131H26L27 132V135L29 136V137H31L32 135H33V133H34ZM66 127H63V129H62V131L64 132V131H66ZM69 130V129H68ZM219 130V129H218ZM60 131V130H59ZM74 131H76V130H74ZM80 131V130H79ZM117 131V130H116ZM226 131V130H225ZM227 131H228V128H227ZM230 131V130H229ZM239 131H240V129H239ZM238 131V132H239ZM118 132V131H117ZM117 132H116V134H117ZM124 132V131H123ZM207 133V132H206ZM206 133H205V136H206ZM232 133V132H231ZM77 134V133H76ZM106 134V133H105ZM233 134V133H232ZM236 134V133H235ZM59 135V134H58ZM212 135V134H211ZM226 135H227V132H226ZM230 135V134H229ZM237 135H239V134H237ZM60 136V135H59ZM216 136V135H215ZM231 136V135H230ZM32 137H34V136H32ZM58 137V136H57ZM111 137V136H110ZM113 137V136H112ZM115 137V136H114ZM203 137V136H202ZM54 138V137H53ZM64 138V137H63ZM208 138V137H207ZM221 138V137H220ZM220 138H218V139H220ZM241 138V137H240ZM21 139V138H20ZM26 139V138H25ZM55 139H56V136H55ZM110 139V138H109ZM119 139V138H118ZM137 139V138H136ZM135 138H129L128 139V143H138V141L136 140ZM203 139V138H202ZM214 139H217V138H214ZM229 139H230V137H229ZM234 139V138H233ZM71 140V139H70ZM239 140V139H238ZM18 141V140H17ZM24 141V140H23ZM75 141V140H74ZM99 141V140H98ZM101 141V140H100ZM212 141L214 142V140L212 139ZM212 141H210V142H212ZM220 141V140H219ZM221 141H224L223 140V138H222V140ZM221 141H220V143H221ZM226 141H227V139H226ZM232 141V140H231ZM22 141H20V143H21ZM27 142V141H26ZM110 142V141H109ZM116 142V141H115ZM205 142V141H204ZM209 142V143H210ZM229 142H230V140H229ZM62 143V142H61ZM73 143V142H72ZM100 143V142H99ZM99 143H97V145L99 146L100 144ZM108 143V142H107ZM121 143H123V140H117V143H114L113 145H112V148H113V150H117V149H119V147H120V145H121ZM208 143V144H209ZM215 143V142H214ZM93 144V143H92ZM192 144V143H191ZM61 145V144H60ZM91 145V144H90ZM14 146H15V144H14ZM41 146V145H40ZM66 147V146H65ZM127 147V146H126ZM105 148V147H104ZM200 148H201V146H200ZM199 148V149H200ZM44 149V148H43ZM62 149V148H61ZM93 149V148H92ZM203 149V148H202ZM44 151V150H43ZM197 151H198V149H197ZM200 151V150H199ZM59 152V151H58ZM5 153V152H4ZM13 153V152H12ZM15 153V152H14ZM22 153V152H21ZM197 153V152H196ZM27 154V153H26ZM36 154V153H35ZM81 155H83V154H81ZM85 155V154H84ZM86 156V155H85ZM89 156V155H88ZM87 156V157H88ZM91 156V155H90ZM95 156V155H94ZM103 156V155H102ZM93 157V156H92ZM1 158V157H0ZM46 158V157H45ZM52 158V157H51ZM77 158H79V157H76V160H77ZM94 158V157H93ZM59 159V158H58ZM75 159V158H74ZM94 159H96V158H94ZM8 160V159H7ZM87 160V159H86ZM101 160V159H100ZM6 161V160H5ZM49 161V160H48ZM61 161H63V160H61ZM69 161H71V160H69ZM72 161H73V159H72ZM75 161V160H74ZM78 161V160H77ZM256 161V160H255ZM42 163V161L40 160L39 161V163ZM63 162H65V161H63ZM76 162V161H75ZM80 162V161H79ZM2 163V162H1ZM11 164H13V163H11ZM11 164H9V166H7L8 168L11 166ZM16 164H18V163H16ZM63 164V163H62ZM66 164V163H65ZM80 164V163H79ZM15 165V164H14ZM19 165V164H18ZM56 166V165H55ZM62 166V165H61ZM91 166V165H90ZM6 167V169H8ZM17 167V166H16ZM25 167V166H24ZM50 167V166H49ZM176 167V166H175ZM174 167V168H175ZM27 168V167H26ZM40 168H42L41 166H39V169ZM63 168H65V169H67V170H70L67 166H64ZM74 168V167H73ZM86 168V167H85ZM14 169V167H10L8 170H13ZM24 169V168H23ZM74 169H76V168H74ZM108 169V168H107ZM3 170H4V168H3ZM51 171H54V170H56V167H54L53 166V169H50ZM32 171V170H31ZM41 171V170H40ZM9 172V171H8ZM17 172V171H16ZM19 172V171H18ZM22 172V171H21ZM39 172V171H38ZM88 172V171H87ZM42 173V172H41ZM72 173H75L77 176H78V180L79 181H81V182H83V176H82V173H76V171H72ZM108 173V172H107ZM5 174V173H4ZM18 174V173H17ZM74 174V175H75ZM84 174V173H83ZM98 174V173H97ZM6 175V174H5ZM15 175V174H14ZM32 175V174H31ZM45 175V174H44ZM8 176V175H7ZM26 176V175H25ZM42 176V175H41ZM40 176V177H41ZM54 176V175H53ZM91 176V175H90ZM96 176V175H95ZM39 177V178H40ZM39 178H38V180H39ZM45 178H46V176H45ZM54 178V177H53ZM62 178H65V176H63ZM95 178V177H94ZM105 178V177H104ZM185 178V177H184ZM31 179V178H30ZM44 179V178H43ZM48 179H49V177H48ZM3 180V179H2ZM36 181H37V179H35ZM85 180V179H84ZM185 181H187L186 179H184ZM252 180V179H251ZM255 180V179H254ZM13 181V180H12ZM26 181V180H25ZM29 181V180H28ZM36 181H35V183H36ZM43 181V180H42ZM41 181V182H42ZM55 181V180H54ZM90 181V180H89ZM175 181V180H174ZM3 183H4V181H2ZM11 182V181H10ZM30 182V181H29ZM34 182V181H33ZM49 182V181H48ZM47 182V183H48ZM171 182V181H170ZM170 182H169V180H167V183H166V188H164V187H162V188H164V190H159V193H160V198L161 199H163V198H169V199H172L171 198V195H170V191L169 190H171V188H170V186H171V184H170ZM45 183V182H44ZM74 183V182H73ZM165 183V182H164ZM1 184V183H0ZM12 184V183H11ZM10 184V185H11ZM39 184H40V182H39ZM7 186H9L8 185V183L6 184ZM30 185H32V184H30ZM29 185V186H30ZM38 185V184H37ZM36 185V186H37ZM42 185H43V183H42ZM85 186L84 187H86L89 191H91L92 190V185H88L87 183H85L84 184ZM161 185V184H160ZM247 185V184H246ZM3 186H5V185H3ZM35 186V185H34ZM33 186V187H34ZM110 186H114L113 185V180H111L110 181ZM1 187V186H0ZM65 187V186H64ZM160 187V186H159ZM252 187V186H251ZM264 187V186H263ZM3 188V187H2ZM19 188V187H18ZM28 188V187H27ZM157 188V187H156ZM248 188H250V187H248ZM24 189H26V188H24ZM54 189V188H53ZM154 189V188H153ZM152 189V190H153ZM166 189L168 190V192H165L166 191ZM245 189V188H244ZM253 189V188H252ZM1 190V189H0ZM33 191H34V189L31 187L30 189H28V190H26V193L25 194H27V195H29V194H31L32 195V193H33ZM70 191V190H69ZM100 191H102V190H100ZM244 191V193H245V190H243ZM255 191V190H254ZM262 191V190H261ZM2 192V191H1ZM14 192V191H13ZM107 192V191H106ZM148 192V191H147ZM176 192V191H175ZM249 192V191H248ZM22 193V192H21ZM24 193V192H23ZM92 193V192H91ZM158 193V194H159ZM249 193H251V191L249 192ZM36 194V193H35ZM176 194H177V192L176 193H174V195L176 196ZM252 194V193H251ZM254 194V193H253ZM11 195V194H10ZM21 195V194H20ZM16 196V195H15ZM39 196V195H38ZM64 196V195H63ZM69 196V195H68ZM87 196V195H86ZM243 196V195H242ZM261 196V195H260ZM13 197V196H12ZM11 197V198H12ZM33 197V196H32ZM48 197V196H47ZM65 197V196H64ZM91 197V196H90ZM139 197V196H138ZM252 197V196H251ZM25 198V197H24ZM60 198V197H59ZM70 198V197H69ZM154 198V197H153ZM258 198V197H257ZM56 199V198H55ZM80 199V198H79ZM89 199V198H88ZM134 199H135V197H134ZM15 200V199H14ZM77 200V199H76ZM150 200V199H149ZM1 201V200H0ZM11 201V200H10ZM21 201V200H20ZM28 201V200H27ZM34 201V200H33ZM81 201V200H80ZM83 201V200H82ZM167 201V200H166ZM165 201V202H166ZM172 201V200H171ZM170 201V202H171ZM245 201V200H244ZM243 201V202H244ZM3 202V201H2ZM16 202V201H15ZM14 202V203H15ZM142 202V201H141ZM169 202V201H168ZM255 202V201H254ZM7 204H5V205H3V207H0V222L1 221H5L7 224H8V229H9V231H11V230H14L15 228H16V222H15V215H12V213H10L11 212V210L13 209V206H14V203H8V202H6ZM37 203V202H36ZM54 203V202H53ZM64 203V202H63ZM72 203V202H71ZM77 203V202H76ZM22 204H23V202H22ZM157 204H159V203H157ZM173 204V203H172ZM175 204H177V203H175ZM254 204V203H253ZM19 205V204H18ZM21 205V204H20ZM29 205V204H28ZM28 205H27V207H28ZM49 205H50V203H49ZM48 205V206H49ZM166 205V204H165ZM51 206V205H50ZM72 206H74L73 204H72ZM77 206V205H76ZM157 206V205H156ZM170 206V205H169ZM15 207V206H14ZM20 207V206H19ZM26 207V208H27ZM141 207H143V206H141ZM141 207L139 208V209H141ZM259 207H261V206H259ZM25 208V209H26ZM68 208V207H67ZM70 208H71V206H70ZM137 208V207H136ZM136 208H135V210H136ZM147 208V207H146ZM145 208V209H146ZM155 207H153V209H154ZM166 208V207H165ZM224 208V207H223ZM164 209V208H163ZM169 209V208H168ZM173 209V208H172ZM264 209V208H263ZM36 210V209H35ZM174 210V209H173ZM193 210V209H192ZM24 211V210H23ZM78 211V210H77ZM126 211H127V209H126ZM138 211V210H137ZM147 211V210H146ZM145 211V212H146ZM149 211V210H148ZM147 211V212H148ZM170 211V210H169ZM169 211H168V213H169ZM210 211V210H209ZM258 211V210H257ZM25 212V211H24ZM134 212H136V211H134ZM142 212V211H141ZM174 212H176V211H174ZM193 212V211H192ZM228 212V211H227ZM255 212V211H254ZM26 213V212H25ZM75 213V212H74ZM209 213V212H208ZM253 213V212H252ZM261 213V212H260ZM50 214V213H49ZM48 214V215H49ZM130 214V213H129ZM132 214V213H131ZM135 214V213H134ZM143 214V213H142ZM170 214H171V212H170ZM170 214H169V216H170ZM198 214V213H197ZM251 214V213H250ZM253 214H257L256 212L255 213H253ZM19 215V214H18ZM102 215V214H101ZM145 215V214H144ZM159 215H160V213H159ZM164 215V214H163ZM162 215V216H163ZM45 216V215H44ZM161 216V217H162ZM168 215H167V217H169ZM249 216V215H248ZM251 216V215H250ZM25 217H27V216H25ZM65 217V216H64ZM175 217V216H174ZM190 217V216H189ZM201 217V216H200ZM209 217V216H208ZM220 217V216H219ZM242 217V216H241ZM23 218V217H22ZM31 218V217H30ZM36 218V217H35ZM131 218V217H130ZM191 218V217H190ZM58 219H60V218H58ZM135 219V218H134ZM143 219V218H142ZM154 219V218H153ZM156 219V218H155ZM165 219V218H164ZM133 220V219H132ZM197 220V219H196ZM210 220V219H209ZM226 220V219H225ZM19 221H20V219H19ZM28 221V220H27ZM48 221V220H47ZM141 221V220H140ZM152 221V220H151ZM181 221V220H180ZM222 221V220H221ZM221 221H219V222H221ZM250 221V220H249ZM258 221H260V220H258ZM18 222V221H17ZM156 222H158L159 223V221H156ZM155 222V223H156ZM215 222V221H214ZM218 222V221H217ZM40 223V222H39ZM140 223V222H139ZM163 223H165V222H163ZM235 223V222H234ZM239 223V222H238ZM57 224V223H56ZM160 224V223H159ZM178 224V223H177ZM231 224V223H230ZM229 224V225H230ZM39 225V224H38ZM53 225V224H52ZM123 225H125V224H123ZM142 225H144V224H142ZM156 225H158V224H156ZM232 225V224H231ZM153 226V225H152ZM161 226V225H160ZM235 226V225H234ZM3 227H5V226H3L2 225V223H0V237L2 236V235H4L5 234V231H3ZM45 227V226H44ZM53 227V226H52ZM137 227V226H136ZM166 227V226H165ZM229 227V226H228ZM18 228V227H17ZM62 228V227H61ZM168 228V227H167ZM6 229V228H5ZM7 229V230H8ZM26 229V228H25ZM35 229V228H34ZM51 229V228H50ZM55 229V228H54ZM117 229V228H116ZM134 229V228H133ZM148 229V228H147ZM248 229V228H247ZM257 229V228H256ZM47 230V229H46ZM60 230V229H59ZM131 230V229H130ZM143 230V229H142ZM178 230V229H177ZM29 231V230H28ZM35 231H36V229H35ZM52 231H53V229H52ZM56 231H57V229H56ZM55 231V232H56ZM148 231V230H147ZM146 231V232H147ZM151 230H149V232H150ZM160 231H161V229H160ZM165 231H166V228H165ZM164 231V232H165ZM168 231V230H167ZM17 232V231H16ZM47 232V231H46ZM130 232H132V231H130ZM159 232V231H158ZM164 232H162V233H164ZM202 232V231H201ZM221 232H224V231H221ZM230 232V231H229ZM239 232V231H238ZM7 233V232H6ZM26 233V232H25ZM186 233H187V231H186ZM198 233H200V232H198ZM248 233V232H247ZM18 234V233H17ZM132 234H133V232H132ZM142 234V233H141ZM148 234V233H147ZM147 234H146V236H147ZM207 234H208V232H207ZM212 234V233H211ZM9 235H10V233H9ZM24 235V234H23ZM31 235V234H30ZM33 235V234H32ZM31 235V236H32ZM47 235V234H46ZM49 235V234H48ZM51 235V234H50ZM131 235V234H130ZM234 235V234H233ZM245 235V234H244ZM25 236V235H24ZM39 236V235H38ZM56 236H57V234H56ZM149 236V235H148ZM158 236V235H157ZM228 236V235H227ZM236 236V235H235ZM16 237V236H15ZM20 237H22L21 235H20ZM19 237V238H20ZM116 237V236H115ZM156 237V236H155ZM154 237V238H155ZM204 237V236H203ZM230 237V239H231V236H229ZM30 238V237H29ZM34 238V237H33ZM106 238V237H105ZM145 238V237H144ZM151 238V237H150ZM201 238V237H200ZM225 238V237H224ZM236 238V237H235ZM244 238V237H243ZM4 239V238H3ZM10 239V238H9ZM21 239V238H20ZM55 239V238H54ZM129 239V238H128ZM237 239V238H236ZM14 240V239H13ZM13 240H11L12 242H14ZM19 239H17L16 238V240L15 241H18ZM58 240V239H57ZM56 240V241H57ZM61 240V239H60ZM59 240V241H60ZM63 240V239H62ZM72 240V239H71ZM193 240V239H192ZM220 240V239H219ZM241 240V239H240ZM240 240H238V241H240ZM120 241V240H119ZM125 241H126V239H125ZM136 241V240H135ZM141 241V240H140ZM152 241V240H151ZM150 241V242H151ZM165 241V240H164ZM217 241V240H216ZM232 241V240H231ZM248 241V240H247ZM29 242V241H28ZM34 242V241H33ZM38 242V241H37ZM40 242V241H39ZM51 242V241H50ZM53 242V241H52ZM129 242V241H128ZM128 242L126 243V244H128ZM220 242V241H219ZM236 242V241H235ZM245 242V241H244ZM10 243V242H9ZM31 243V242H30ZM72 243V242H71ZM119 243H121V242H119ZM131 243V242H130ZM129 243V244H130ZM224 243V242H223ZM251 243V242H250ZM1 244V243H0ZM16 244V243H15ZM20 244H21V242H20ZM35 244V242L33 243V244H30V245H34ZM40 244V243H39ZM54 244H56V243H54ZM63 244V243H62ZM65 244V243H64ZM246 244V243H245ZM248 244V243H247ZM6 245H8V244H6ZM5 244H4V246H6ZM42 245V244H41ZM172 245V244H171ZM70 246V245H69ZM74 246V245H73ZM104 246V245H103ZM110 246V245H109ZM123 246V245H122ZM138 246V245H137ZM170 246V245H169ZM176 245H174V247H175ZM183 246V245H182ZM218 246H219V244H218ZM238 246V245H237ZM1 247V246H0ZM33 247V246H32ZM31 246H30V248H32ZM105 247V246H104ZM114 247V246H113ZM143 247H144V245H143ZM231 247V246H230ZM107 248H109V247H107ZM111 248V247H110ZM132 248V247H131ZM134 248V247H133ZM153 248V247H152ZM183 248V247H182ZM211 248V247H210ZM36 249V248H35ZM51 249V248H50ZM54 249V248H53ZM124 249V248H123ZM135 249V248H134ZM133 249V250H134ZM177 249V248H176ZM180 249V248H179ZM6 250V249H5ZM28 250H29V248H28ZM64 250V249H63ZM70 250V249H69ZM102 250V249H101ZM109 250V249H108ZM166 250V249H165ZM0 251H1V249H0ZM43 251V250H42ZM41 251V252H42ZM50 251V250H49ZM55 251V250H54ZM53 251V252H54ZM203 251H207L205 248H204V246H203V244H201L200 242H199V244L197 243H195V245H190L187 249H184V251L183 252H181V253H183V255H182V259L183 260H186V263L185 264H211L210 263V259L212 258V257H210L209 255H195V256H186L187 254H198V253H204ZM248 251V250H247ZM4 252V251H3ZM2 251H1V253H3ZM15 252V251H14ZM28 252V251H27ZM40 252V251H39ZM132 252V251H131ZM228 252V251H227ZM262 252V251H261ZM0 253V254H1ZM45 253V252H44ZM168 253V252H167ZM172 253V252H171ZM177 253V252H176ZM56 254V253H55ZM153 254V253H152ZM178 254V253H177ZM180 254V253H179ZM233 254H234V252H233ZM2 256H3V254H1ZM15 255V254H14ZM20 255V254H19ZM36 255H38V254H36ZM43 255V254H42ZM165 255V254H164ZM237 255V254H236ZM254 255V254H253ZM22 256V255H21ZM49 256V255H48ZM149 256V255H148ZM148 256H146V257H148ZM172 256V255H171ZM180 256V255H179ZM178 256V257H179ZM223 255H221V257H222ZM122 257V256H121ZM14 258V257H13ZM92 258V257H91ZM123 258V257H122ZM260 258H261V256H260ZM36 259V258H35ZM47 259V258H46ZM158 259H160V258H158ZM176 259V258H175ZM39 260V259H38ZM120 260V259H119ZM174 259H172V261H173ZM249 260V259H248ZM53 261V260H52ZM144 261V260H143ZM146 261V260H145ZM148 261V260H147ZM171 261V260H170ZM11 262V261H10ZM215 262H216V260H215ZM226 262V261H225ZM234 262V261H233ZM238 262H239V260H238ZM237 262V263H238ZM39 263H41V262H39ZM118 263V262H117ZM218 263V262H217ZM245 263V262H244ZM3 264V263H2ZM45 264V263H44ZM59 264V263H58ZM116 264V263H115ZM175 264V263H174ZM221 264H225L224 263V260H223V263H221Z\"/></svg>",
  "mask_w": 264,
  "mask_h": 264
},
{
  "label": "crops",
  "instance_id": "crops-1",
  "mask_svg": "<svg viewBox=\"0 0 264 264\" xmlns=\"http://www.w3.org/2000/svg\"><path fill=\"white\" fill-rule=\"evenodd\" d=\"M189 176H190V173L184 171V172L178 173L174 178H171L169 180V182L171 181L170 182V184H171V186H170L171 190H169L170 191L171 198L175 197L174 193L177 192L178 186L182 183V181H184L185 178H188ZM189 216L192 217V208L191 207H189V208L186 207L184 210L181 211V213H180V219H182L181 221L188 222L190 220V217ZM171 217H172V215H171Z\"/></svg>",
  "mask_w": 264,
  "mask_h": 264
}]
</instances>
